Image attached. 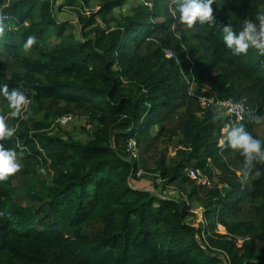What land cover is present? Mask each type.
<instances>
[{"label":"trees","instance_id":"trees-1","mask_svg":"<svg viewBox=\"0 0 264 264\" xmlns=\"http://www.w3.org/2000/svg\"><path fill=\"white\" fill-rule=\"evenodd\" d=\"M57 1L0 0V88L32 108L3 141L25 164L0 181V264H264V161L245 175L225 131L242 126L264 141V53L235 55L222 31L258 24L264 3L215 0L213 23L189 28L174 0H135L128 14L130 0H93L97 13L79 14L76 39ZM242 1L235 15L217 11ZM200 98L243 101L245 122L233 126ZM35 106L46 109L39 121ZM2 109L13 111L0 93ZM77 111L89 120L86 141L50 133L51 118ZM130 140L160 192L135 186ZM38 168L52 176L43 198L20 183ZM171 188L177 198L165 196ZM23 192L39 205L23 204Z\"/></svg>","mask_w":264,"mask_h":264},{"label":"clouds","instance_id":"clouds-1","mask_svg":"<svg viewBox=\"0 0 264 264\" xmlns=\"http://www.w3.org/2000/svg\"><path fill=\"white\" fill-rule=\"evenodd\" d=\"M140 1L145 2V0ZM214 2L215 0H174V5L179 20L192 28L197 22L200 24L213 23L212 4ZM257 19L259 20L258 24L246 20L243 29L238 33L229 24L222 27L224 44L235 55L247 54L250 47L264 53V15L259 16ZM2 34L3 26L0 25V35ZM33 42L34 38L30 37L26 47ZM0 93L4 95L10 108L13 109L10 113L11 116H20L21 108L27 102L25 96L18 94L15 90L9 94L7 85L0 88ZM6 121L7 117L0 115V181L17 173L21 168L16 152L6 148L3 143L6 139L11 138L16 131L15 127L9 126ZM225 131L228 135L230 147L239 150L240 155L244 157L245 175H247V170L254 165L255 161H264V141L253 137L242 126L232 127L231 130L226 128Z\"/></svg>","mask_w":264,"mask_h":264},{"label":"rangeland","instance_id":"rangeland-1","mask_svg":"<svg viewBox=\"0 0 264 264\" xmlns=\"http://www.w3.org/2000/svg\"><path fill=\"white\" fill-rule=\"evenodd\" d=\"M9 1V0H7ZM90 2V4H86L85 0H78V2L81 4V7H73V6H69L68 2L69 0H58L56 3V6L59 8L62 5V11L60 12V18L61 21L64 22H68L70 23V28L68 29V34H73L76 36V39H82L83 34H84V27L79 23L80 21V16L79 14H82L83 16L89 17L92 14L97 13L98 7H97V3L93 0H88ZM139 3H143L142 1H138ZM259 2H263L264 0H258ZM135 4V0H130V3L128 5H126L123 8V12L128 14L130 12V7H132ZM243 4H245V1H242L241 4H233V5H225L224 3H220L217 7V11L220 15H227V14H232L235 15L237 14L241 8H243ZM262 6H264L262 4ZM262 12H259V16L264 15V7H262L260 10H262ZM116 13L119 15L120 11H116ZM99 24V23H98ZM190 46H194V45H198L196 42L192 41L189 44ZM198 88L201 89L202 87L195 84L193 86V89ZM47 102L49 100H46ZM57 106H59V104H55ZM54 105V106H55ZM31 105H29V103H26L25 106L23 107V111L21 113V116H23V114L25 112L31 111ZM0 115L2 116H6L7 117V123L9 126H13V122H12V116L10 113H8L5 110H1ZM33 118L36 121H39L40 119H43L46 115V109L45 107H40V106H35V108L33 107V111L32 114ZM220 115V114H219ZM65 117H71L72 120L69 121L68 123L64 124L62 123V119ZM88 117L86 114H84L82 111H77V113L75 115H65V116H60V117H53L51 118V126H50V133L53 134H58L61 135L62 137L68 138V137H74V139L76 140H81V141H86V139L88 138V134L87 131L89 130V128L87 127V131H86V125L88 124ZM264 122V118L262 119L261 123ZM260 123V124H261ZM16 129V128H15ZM132 141V140H130ZM129 141V142H130ZM128 142V144H129ZM172 145L169 147V151L167 154V158L169 159V157L172 156L173 152H174V147L176 146ZM141 153V150H140ZM140 160L138 158H134L131 156V160L134 162V160L137 161V159L139 160L137 163L139 164V167L143 170L142 164H141V158L142 155H140ZM21 168L20 169H24V162L20 159L19 160ZM153 162L154 159L150 160V166L152 168L153 166ZM144 171V170H143ZM137 179H134V184L137 188L139 189H144L147 191H150L152 193H156V192H160L159 188H161V184L160 182H158L157 177L151 173V171L149 172H145L144 173H140L136 175ZM51 179L52 176L50 175V173L48 171H46L45 169L42 168H38L35 170V172L33 173L32 177H27V178H20V183L23 184L27 190L30 193H35L37 194L40 198H43V195L45 194V192L47 191L49 185H51ZM131 183H133V180L131 181ZM165 196L167 197H171V198H177L179 196L178 192L175 191L174 188L171 189H166L165 191ZM20 201L23 202V204L32 206V207H37V205H39V202H31L27 199L25 192H23L21 194V198ZM196 224L195 225H199L200 223H203L204 219L202 214H200V209H196ZM64 233L66 235H69V230L65 229Z\"/></svg>","mask_w":264,"mask_h":264},{"label":"built area","instance_id":"built-area-1","mask_svg":"<svg viewBox=\"0 0 264 264\" xmlns=\"http://www.w3.org/2000/svg\"><path fill=\"white\" fill-rule=\"evenodd\" d=\"M167 55L173 57V54L167 52ZM200 101L205 104L207 107L215 108L219 111L220 115L226 117L230 120L233 126L242 124L245 122L248 109L245 105L234 101L233 99L230 100H216V99H208V98H200ZM71 117H65L62 119V123L66 124L71 121ZM127 152L134 158H139L140 153L137 147V142L132 140L127 145ZM143 173L142 170L138 172V174ZM191 178L194 181H197L200 184H205L206 180L202 179L199 172L191 171L190 172Z\"/></svg>","mask_w":264,"mask_h":264}]
</instances>
